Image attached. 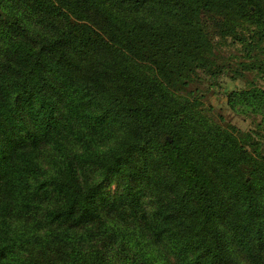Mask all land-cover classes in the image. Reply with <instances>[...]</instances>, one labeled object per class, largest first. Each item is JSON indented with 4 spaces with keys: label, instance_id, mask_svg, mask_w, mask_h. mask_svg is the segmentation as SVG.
Listing matches in <instances>:
<instances>
[{
    "label": "trees",
    "instance_id": "1",
    "mask_svg": "<svg viewBox=\"0 0 264 264\" xmlns=\"http://www.w3.org/2000/svg\"><path fill=\"white\" fill-rule=\"evenodd\" d=\"M196 71L264 74V0H0V264H264V152Z\"/></svg>",
    "mask_w": 264,
    "mask_h": 264
},
{
    "label": "rangeland",
    "instance_id": "2",
    "mask_svg": "<svg viewBox=\"0 0 264 264\" xmlns=\"http://www.w3.org/2000/svg\"><path fill=\"white\" fill-rule=\"evenodd\" d=\"M220 55L225 61L233 63L234 69H236L235 63L242 59L241 49L228 40L220 42ZM233 74V72H229V75L220 76L214 81L205 73L196 71L190 75L189 89L193 91L195 96L199 97L200 108L198 111L204 123L208 122L219 131L231 133L248 151L256 148L259 153H263L264 115L246 103L232 101L230 97L233 93L248 90L252 86L264 90V74L251 72L243 74L242 78L232 79L230 76ZM107 189L106 191L113 195L116 184L108 185ZM122 218L127 219V216L124 215ZM106 219L108 220L105 217L104 221ZM118 221L122 227L128 223H123L121 218ZM239 258L242 261L243 257ZM169 262L175 263L172 257ZM243 262L246 263L244 258L242 264H244Z\"/></svg>",
    "mask_w": 264,
    "mask_h": 264
}]
</instances>
